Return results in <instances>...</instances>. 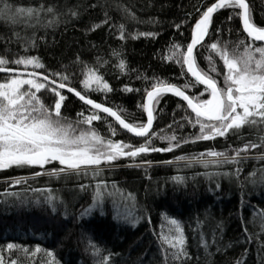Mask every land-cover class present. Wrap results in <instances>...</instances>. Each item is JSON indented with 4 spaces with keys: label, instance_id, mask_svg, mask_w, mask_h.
Segmentation results:
<instances>
[{
    "label": "trees",
    "instance_id": "obj_1",
    "mask_svg": "<svg viewBox=\"0 0 264 264\" xmlns=\"http://www.w3.org/2000/svg\"><path fill=\"white\" fill-rule=\"evenodd\" d=\"M214 1L0 0V57L37 59L42 68L7 67L44 73L111 106L131 125H145L143 99L159 81L179 86L194 101L210 98L170 52L174 46L186 50L191 25ZM246 1L254 24L264 28V0ZM20 8L44 10L13 19ZM238 12L223 8L216 14L195 53L199 68L221 88L226 69L209 46L216 43L239 55L251 43ZM89 69L111 90L85 87ZM7 78L0 75V80ZM53 88L46 84L37 94L49 109L58 100ZM57 90L66 97L60 119L77 135L95 131L105 141L133 147L147 142L150 149L172 151L121 156L78 171H60L64 166L58 161L44 168L0 170L2 264H264V146L239 151L249 143L261 144L264 124L201 139L185 104L160 95L153 102V129L137 138ZM93 113L101 119L83 123ZM170 219L184 231L187 256L180 260L166 258V251L174 250L162 243L163 236L174 235Z\"/></svg>",
    "mask_w": 264,
    "mask_h": 264
},
{
    "label": "snow or ice",
    "instance_id": "obj_2",
    "mask_svg": "<svg viewBox=\"0 0 264 264\" xmlns=\"http://www.w3.org/2000/svg\"><path fill=\"white\" fill-rule=\"evenodd\" d=\"M222 8L239 9L236 13L242 20V25L251 43L245 44L244 51L239 55L230 54L226 48L213 43L209 47L223 61L226 69L224 87L218 86V82L200 69L196 63L195 49L207 35L213 14ZM44 9L20 8L15 10L13 19L19 16L31 17ZM51 12L52 9H47ZM123 39V35L120 37ZM256 41H264V28L258 27L252 20L251 10L246 0H218L202 14L201 19L194 26V35L191 44L185 51L179 52V46H174L170 52V58L186 66L188 74L195 79V82L205 86L211 98L206 100L190 98L185 91L175 85H169L159 81L153 85V90L147 92V123L146 125L133 126L126 123L124 119L111 108L103 107L99 103L82 95L72 88L85 104L90 105L98 112L108 114L129 132L136 136H148L153 123V102H158V97L164 92H171L187 102L188 107L195 114L194 122L199 125L201 139L209 140L217 136H226L230 131L238 132L244 126H255L264 124V46H256ZM241 43H244L243 41ZM9 63L16 65H31L33 68H42L43 65L34 58H18L9 61L0 57V72H14L8 68ZM210 70L216 71L214 63L210 58ZM121 69L124 63L121 61ZM89 81L97 84V90H108V85L102 83V77L96 76L89 69ZM27 79L19 75L10 76L3 83H0V170L9 167L39 166L43 168L46 164L58 161L64 167L59 169L78 171L82 166H96L104 162L111 163L121 156L136 157L140 153L149 151H172V147L166 149L149 148L147 142L139 147L132 145L105 141L95 131L80 132L76 134L71 124L61 121L60 109L62 102L66 99L57 89L65 88L64 83H59L53 88V93L58 97L52 109L46 107L37 95L46 84L40 82L35 72L28 73ZM45 81L48 77L43 78ZM66 80L67 77H62ZM85 82V87L89 86ZM50 83H55L51 81ZM27 85V87H25ZM131 90V89H129ZM83 115V114H81ZM101 119L97 113H93L84 119L83 123L91 125L92 121ZM175 140L176 138L170 137ZM264 146V137L261 144H247L239 151H247L249 148ZM128 149V151H125ZM239 151L237 155H239ZM211 157L224 156L225 153L210 152ZM38 175L41 173H37ZM19 183V181H17ZM101 199L97 193V201ZM168 223L172 226L174 235L162 237V243L174 251L167 252L166 258L170 255L174 260H180L187 256L185 250L184 231L180 223L170 219ZM14 245H8L9 250ZM94 247V246H93ZM96 249L94 254H99ZM36 253L40 249L35 250ZM52 257L51 253H46ZM54 259V258H53ZM2 264V259H0ZM12 264H15L13 261Z\"/></svg>",
    "mask_w": 264,
    "mask_h": 264
},
{
    "label": "water",
    "instance_id": "obj_3",
    "mask_svg": "<svg viewBox=\"0 0 264 264\" xmlns=\"http://www.w3.org/2000/svg\"><path fill=\"white\" fill-rule=\"evenodd\" d=\"M216 2H218V0H215L214 2H212L210 5H209V7L210 6H212L214 3H216ZM247 2V1H246ZM223 9V8H222ZM222 9H219V10H217L214 14H213V16H212V18L214 17V16H216V14H218ZM207 10V9H206ZM205 10V11H206ZM204 11V12H205ZM240 11V10H239ZM203 12V13H204ZM202 13V14H203ZM202 14L201 15H199V18L191 25V32H190V42H189V44H188V46L191 44V41H192V39H193V35H194V26H195V24L199 21V19H201V17H202ZM212 20V19H211ZM239 23L241 24V28H242V30H243V32H244V34L245 35H247V33L244 31V29H243V25H242V20H241V18L239 17ZM207 34H208V32H207ZM248 37V36H247ZM206 38H207V35L206 36H204L203 37V40H202V42L201 43H203L205 40H206ZM249 38V37H248ZM250 39V38H249ZM257 43H260V44H264V41H256ZM200 43V44H201ZM200 44H198L197 45V47H196V49H195V53H196V51H197V49H198V47L200 46ZM187 46V47H188ZM9 68H11V69H14V72H11V73H9V72H0V75H4V76H8V77H10V76H13V75H19V76H25V77H28V73H32V72H35L36 74H37V77L36 78H38L40 81H43V82H45L46 84H48L49 86H51V87H55L56 88V86L60 83V82H58V81H56V80H54V79H51L49 76H47V75H45L44 73H41V72H39V71H36V70H33V69H31V70H29V69H23V68H15V67H9ZM185 70H186V66H185ZM189 75V77L190 78H192V80H194L195 81V79L191 76V74H188ZM44 77H48V80L47 81H45L43 78ZM51 81H55V83L53 84V83H50ZM65 84V83H64ZM198 84V83H197ZM66 85V87L65 88H62V89H59V90H61L62 92H65V93H67V94H69V95H71V96H73L74 98L76 97L82 104H84L85 106H89L90 108H92L90 105H87V104H85L82 100H80V98L78 97V96H76L75 94H74V92H69L67 89L68 88H72V89H74L75 91H78L76 88H73V87H71V86H69V85H67V84H65ZM169 85H175V84H169ZM201 87L203 86L204 88H205V86L204 85H201V84H199ZM175 86H177V85H175ZM177 87H179V86H177ZM180 88V87H179ZM182 89V88H181ZM153 90V88L152 89H150L149 91H152ZM183 90V89H182ZM148 91V92H149ZM184 91V90H183ZM79 92V91H78ZM81 93V92H80ZM82 94V93H81ZM185 94H187V92L185 91ZM83 95V94H82ZM161 95H169V96H173V97H175L176 99H178L180 102H183L184 104H185V106L187 107V109L189 110V112H191L192 114H194L193 112H192V110L188 107V105H187V102L186 101H184L181 97H179V96H177V95H175V94H173V93H171V92H164V93H162ZM188 95V94H187ZM189 96V95H188ZM87 97V96H86ZM160 97V96H159ZM87 98H89V99H91V100H93L95 103H99V104H101L103 107H108V108H111L113 111H115L111 106H109V105H105V104H103V103H101L100 101H98V100H94V99H92V98H90V97H87ZM210 98H211V96H210ZM209 98V99H210ZM147 94L145 95V97H144V99H143V104H144V113L146 114V123H147V112H146V106H147ZM93 109V108H92ZM95 111H98V110H96V109H94ZM100 113H102V114H104L105 116H107V117H109L111 120H113V122L118 126V127H120L122 130H124L127 134H129V135H132V136H134V137H137V138H141V137H146V136H136L134 133H131V132H129L127 129H124L116 120H115V118L114 117H110V116H108V114H106V113H103V112H100ZM119 114V113H118ZM195 115V114H194ZM121 116V115H120ZM121 118L122 119H124L122 116H121ZM125 120V119H124ZM125 122L126 123H128L126 120H125ZM146 123H145V125H146ZM130 124V123H129ZM131 125V124H130ZM153 127H154V114H153V123H152V128L149 130V133L151 132V130L153 129Z\"/></svg>",
    "mask_w": 264,
    "mask_h": 264
},
{
    "label": "rangeland",
    "instance_id": "obj_4",
    "mask_svg": "<svg viewBox=\"0 0 264 264\" xmlns=\"http://www.w3.org/2000/svg\"><path fill=\"white\" fill-rule=\"evenodd\" d=\"M21 78H25V79H27V78H29V77H22V76H20ZM9 78V77H8ZM7 78V79H8ZM7 79H5V80H7ZM5 80H0V83H3ZM86 81H89V77L87 78V80ZM96 83L95 82H92V81H89V86H91V85H95ZM27 86V85H26Z\"/></svg>",
    "mask_w": 264,
    "mask_h": 264
},
{
    "label": "bare ground",
    "instance_id": "obj_5",
    "mask_svg": "<svg viewBox=\"0 0 264 264\" xmlns=\"http://www.w3.org/2000/svg\"><path fill=\"white\" fill-rule=\"evenodd\" d=\"M24 69V68H23ZM34 70V69H33ZM8 77V76H7ZM23 77H25V76H23ZM54 87V86H53ZM72 87V86H71ZM75 88V87H74ZM79 91V90H78ZM80 92V91H79ZM87 97H89V96H87ZM76 98V97H75ZM77 99V98H76ZM78 100V99H77ZM79 101V100H78ZM154 104V103H153ZM84 105V104H83ZM85 106V105H84ZM89 107V106H88ZM90 108V107H89ZM92 109V108H91ZM94 110V109H93ZM104 115V114H103ZM105 116V115H104ZM113 121V120H112ZM117 126V125H116Z\"/></svg>",
    "mask_w": 264,
    "mask_h": 264
},
{
    "label": "flooded vegetation",
    "instance_id": "obj_6",
    "mask_svg": "<svg viewBox=\"0 0 264 264\" xmlns=\"http://www.w3.org/2000/svg\"><path fill=\"white\" fill-rule=\"evenodd\" d=\"M46 165H47V164H46ZM46 165H45V166H46ZM45 166H44V167H45ZM36 167H39V166H36ZM44 167H43V168H44Z\"/></svg>",
    "mask_w": 264,
    "mask_h": 264
}]
</instances>
